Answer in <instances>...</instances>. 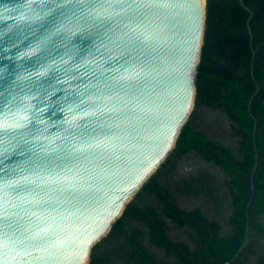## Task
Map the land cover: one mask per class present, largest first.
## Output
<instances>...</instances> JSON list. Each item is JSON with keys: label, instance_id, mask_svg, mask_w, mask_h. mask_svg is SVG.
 <instances>
[{"label": "water", "instance_id": "water-1", "mask_svg": "<svg viewBox=\"0 0 264 264\" xmlns=\"http://www.w3.org/2000/svg\"><path fill=\"white\" fill-rule=\"evenodd\" d=\"M206 11L0 0V264H90L194 109Z\"/></svg>", "mask_w": 264, "mask_h": 264}, {"label": "trees", "instance_id": "trees-1", "mask_svg": "<svg viewBox=\"0 0 264 264\" xmlns=\"http://www.w3.org/2000/svg\"><path fill=\"white\" fill-rule=\"evenodd\" d=\"M206 12L194 109L90 264L225 263L243 244L253 180L248 240L229 264H264V0H207Z\"/></svg>", "mask_w": 264, "mask_h": 264}]
</instances>
